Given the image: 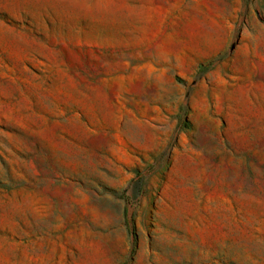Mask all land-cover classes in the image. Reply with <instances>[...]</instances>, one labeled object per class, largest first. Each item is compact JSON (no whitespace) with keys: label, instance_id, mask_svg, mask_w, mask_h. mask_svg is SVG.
Returning a JSON list of instances; mask_svg holds the SVG:
<instances>
[{"label":"rangeland","instance_id":"1","mask_svg":"<svg viewBox=\"0 0 264 264\" xmlns=\"http://www.w3.org/2000/svg\"><path fill=\"white\" fill-rule=\"evenodd\" d=\"M0 264H264V0H0Z\"/></svg>","mask_w":264,"mask_h":264}]
</instances>
